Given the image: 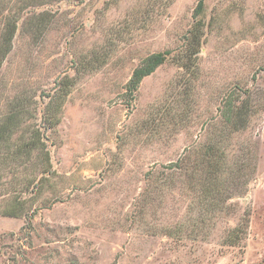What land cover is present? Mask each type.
<instances>
[{
    "label": "rangeland",
    "instance_id": "374dc122",
    "mask_svg": "<svg viewBox=\"0 0 264 264\" xmlns=\"http://www.w3.org/2000/svg\"><path fill=\"white\" fill-rule=\"evenodd\" d=\"M199 1L0 0V44L17 27L0 68V119L25 97L33 108L19 135L48 126L47 102L71 89L46 130L56 176L27 196L32 222L4 214L18 185L0 178V264H264V0H203L202 43L185 74ZM162 50L167 62L128 91L134 68ZM212 142L223 155L221 210L210 200L203 234L179 241L167 233L199 214L202 199L185 191ZM148 171L175 176L147 191Z\"/></svg>",
    "mask_w": 264,
    "mask_h": 264
},
{
    "label": "trees",
    "instance_id": "16d2710c",
    "mask_svg": "<svg viewBox=\"0 0 264 264\" xmlns=\"http://www.w3.org/2000/svg\"><path fill=\"white\" fill-rule=\"evenodd\" d=\"M204 1L200 0L196 8V15L199 17L195 21L194 26L190 30L191 38L187 45V49L180 53V67L184 69L185 74H190V70L195 66L198 58V53L200 51L203 35L204 21L200 17L203 12ZM17 27L12 26L6 27L5 32L2 33V41L0 44V68L6 57V53L10 50V44L15 35ZM169 50L155 51L147 56H145L141 62L134 68L132 76L127 83V90L130 92H136L142 80L150 75L156 70L157 67L167 62L170 58ZM61 86H68L62 84ZM60 89L57 97H52L47 102V107L44 108L43 121L45 123L49 122L48 126L37 124L34 122L30 124L25 132L19 135V129L22 127L24 122H26L27 115L30 114L33 105L26 103V98L21 97V102L12 98L10 101V108L8 111L1 115L0 119V178H10V184L12 186L18 185L15 189L16 195L18 197L14 198L10 205L4 209V214L11 217H21L24 216L26 221L32 222L34 213L31 212L32 204L27 196L31 195L35 198H40L43 195L42 189L49 185V182L56 176V172L53 169V163L51 154L49 151L48 141L49 138L46 136V130L48 128H57L61 122V114L63 112L64 100L68 91L71 89H65L62 87H57ZM68 88H71L69 85ZM20 99V98H18ZM228 101V100H226ZM225 101V102H226ZM228 109H231L230 119H234V123L241 120L246 114L240 106H234L229 104ZM36 119V117H32ZM157 118L153 117L142 125L143 127L151 125ZM44 128V129H43ZM218 144L215 142L205 144L199 151L200 160L197 163L200 168H196L193 172L192 183L189 185L187 192L190 196L202 199L200 204H197L199 208V214H196V218L189 223L187 227L188 231L183 228L182 224H179L181 228L171 230L169 233L174 236L179 241L185 237H190L192 240H197L200 235L203 234V227H205L208 216L206 204L211 205L212 201L213 208H219L220 202L218 201V195L221 192V181L222 173L224 170L223 159L221 152L218 150ZM189 157V156H188ZM181 161H187V154ZM194 162V164H197ZM197 171V172H196ZM7 172V173H6ZM154 172L148 171L146 173L147 187L145 190H149V186L158 182H164L169 179L171 184L173 176H156ZM189 180L191 176L183 172ZM150 193V192H149ZM144 194V193H143ZM143 197V200H142ZM151 199L154 200L153 196ZM146 198L141 196L140 206L142 210H146ZM30 201V202H29ZM209 201V202H208ZM152 203V200H149ZM208 202V203H207ZM140 209V210H141ZM35 212V211H34ZM248 220V219H247ZM245 220L241 224L235 226L229 233L227 237L228 245H235L241 241L245 232L247 233L248 222ZM195 228L191 229V226ZM192 226V227H193ZM190 229V230H189ZM183 231H186L184 234ZM69 264H76L69 262Z\"/></svg>",
    "mask_w": 264,
    "mask_h": 264
}]
</instances>
